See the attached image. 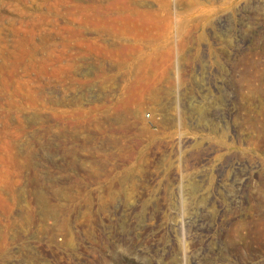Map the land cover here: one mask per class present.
<instances>
[{"label":"rangeland","instance_id":"374dc122","mask_svg":"<svg viewBox=\"0 0 264 264\" xmlns=\"http://www.w3.org/2000/svg\"><path fill=\"white\" fill-rule=\"evenodd\" d=\"M0 264H264V0H0Z\"/></svg>","mask_w":264,"mask_h":264}]
</instances>
